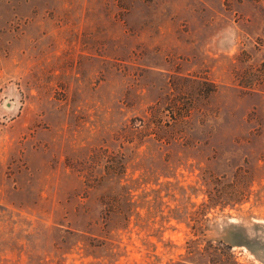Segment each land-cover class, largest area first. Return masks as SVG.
I'll use <instances>...</instances> for the list:
<instances>
[{
    "label": "rangeland",
    "instance_id": "obj_1",
    "mask_svg": "<svg viewBox=\"0 0 264 264\" xmlns=\"http://www.w3.org/2000/svg\"><path fill=\"white\" fill-rule=\"evenodd\" d=\"M0 264H264V0H0Z\"/></svg>",
    "mask_w": 264,
    "mask_h": 264
},
{
    "label": "trees",
    "instance_id": "obj_2",
    "mask_svg": "<svg viewBox=\"0 0 264 264\" xmlns=\"http://www.w3.org/2000/svg\"><path fill=\"white\" fill-rule=\"evenodd\" d=\"M209 200L210 201H203L202 203H201V207H202V209H201V214L205 211L204 210V208H211L213 205H215V202L213 201L214 199H212V196L211 195H209Z\"/></svg>",
    "mask_w": 264,
    "mask_h": 264
}]
</instances>
